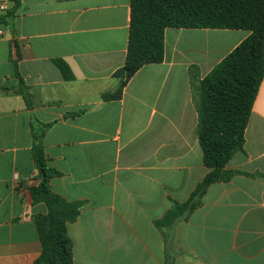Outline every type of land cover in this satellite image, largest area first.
<instances>
[{
    "label": "crops",
    "instance_id": "crops-1",
    "mask_svg": "<svg viewBox=\"0 0 264 264\" xmlns=\"http://www.w3.org/2000/svg\"><path fill=\"white\" fill-rule=\"evenodd\" d=\"M1 4L0 18L15 0ZM130 24L131 0H20L13 24L0 21V264H36L43 254L34 123L50 125L43 144L58 175L49 189L83 204L68 224L74 264H264V80L244 151L224 168L236 174L210 185L172 227L157 225L210 171L192 80L250 32L167 29L163 61L138 71L121 99L104 101L119 86Z\"/></svg>",
    "mask_w": 264,
    "mask_h": 264
},
{
    "label": "trees",
    "instance_id": "trees-1",
    "mask_svg": "<svg viewBox=\"0 0 264 264\" xmlns=\"http://www.w3.org/2000/svg\"><path fill=\"white\" fill-rule=\"evenodd\" d=\"M19 6L20 0H15L14 8L0 21L12 25ZM171 28L246 30L250 35L203 80H192L197 135L204 165L210 171L187 203H175L157 222L159 227H172L199 205L210 185L236 174L224 168L244 151L246 130L264 80V0H131L126 63L114 74L118 88L103 94L104 101L121 99L138 71L163 61L165 32ZM16 75L17 92L31 107L29 88L18 71ZM40 125H32V135L33 157L42 183L32 188L31 194L34 204L46 206L47 215L38 217L43 254L36 264H74L68 224L77 219L83 204L67 202L49 189V180L58 172L48 166L45 156L43 140L50 125Z\"/></svg>",
    "mask_w": 264,
    "mask_h": 264
},
{
    "label": "water",
    "instance_id": "water-1",
    "mask_svg": "<svg viewBox=\"0 0 264 264\" xmlns=\"http://www.w3.org/2000/svg\"><path fill=\"white\" fill-rule=\"evenodd\" d=\"M13 49H14V52H13V54H14V59L16 60L17 59V55H16V45H15V43H13Z\"/></svg>",
    "mask_w": 264,
    "mask_h": 264
},
{
    "label": "built area",
    "instance_id": "built-area-1",
    "mask_svg": "<svg viewBox=\"0 0 264 264\" xmlns=\"http://www.w3.org/2000/svg\"><path fill=\"white\" fill-rule=\"evenodd\" d=\"M7 9L6 4L0 5V11H5Z\"/></svg>",
    "mask_w": 264,
    "mask_h": 264
}]
</instances>
